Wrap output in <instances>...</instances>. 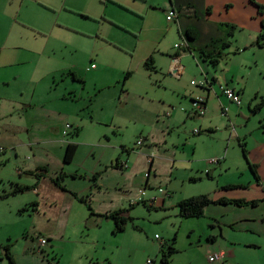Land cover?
Returning a JSON list of instances; mask_svg holds the SVG:
<instances>
[{"label": "rangeland", "instance_id": "rangeland-1", "mask_svg": "<svg viewBox=\"0 0 264 264\" xmlns=\"http://www.w3.org/2000/svg\"><path fill=\"white\" fill-rule=\"evenodd\" d=\"M148 3L146 16H137L117 0H0V12L15 15L18 33L0 34V264H10L6 249L13 264H161L163 257L168 264H210L208 254L221 250L231 253L225 264H264L261 207L210 208L201 219H181L170 209L172 201L166 210L143 202L129 210L126 203L133 220L119 234H113L112 222L90 216L102 203L101 197L94 199L99 177L102 189L118 185L119 196L143 189L134 185L126 191L124 179L105 169L112 159H125L122 148L138 153L136 143L163 100L181 109L185 124L177 131L176 180L171 189L150 184L143 199L160 197V189L166 199L182 194L185 200L212 196L226 184L246 188L256 181L250 164L264 186V107L251 112L264 100V38L258 47L262 30L256 14L255 20L246 15L248 7L254 11L249 0L228 1L233 9L227 24L235 31L217 63L186 51L179 78L142 69L147 47L149 56L184 46L174 24L165 21L168 0ZM91 66L96 70L89 71ZM126 73L131 78L124 83ZM226 84L241 92L240 107L222 94ZM175 85L182 98H175ZM191 97L206 102L202 118L182 112L190 110ZM194 130L200 134L192 135ZM62 139L77 146L70 168L79 176L63 179L65 191L52 183L59 176L53 173L54 153ZM190 170L200 184L189 183ZM36 185L40 194L33 191ZM73 195L89 199L91 212ZM243 215L255 219L242 222Z\"/></svg>", "mask_w": 264, "mask_h": 264}, {"label": "crops", "instance_id": "crops-1", "mask_svg": "<svg viewBox=\"0 0 264 264\" xmlns=\"http://www.w3.org/2000/svg\"><path fill=\"white\" fill-rule=\"evenodd\" d=\"M24 1V0H22ZM229 0H168L169 4V10L164 11L167 13V15L170 12H175V17L171 22H168L165 17V21L167 24H174V30L176 34L178 35V40H183L184 46H177L174 45L173 49H176L175 52H165V50H158V52H151L149 56H147V52L149 47H147L144 55L145 58L142 60V69L144 72L153 73L157 75L158 73L161 75L167 73V71L170 70L171 62H174L173 69L176 71V78H179L182 73L184 72V67L182 66V61L184 59V54L187 51L188 54H194V52L210 55L213 52H217L221 49V46L224 43H227L229 40L228 33L229 28L233 27L235 31V26L229 25L227 23H231L229 20V17L231 16V11L233 7L228 4ZM117 3L119 5H124L125 9H128L132 15H144L146 16V11L150 4L148 3V0H117ZM249 3L252 5L254 11L251 14V11L246 9L247 17H249L251 20H255L256 17L260 20V27L261 23L264 21V13L262 10V7L264 5V0H249ZM24 3L22 2L21 6ZM128 5V6H127ZM166 7V6H165ZM162 8V9H165ZM148 12V11H147ZM19 13V12H17ZM257 15L254 18V15ZM17 15V14H16ZM5 16L9 19H3L0 21V34L5 35L3 37H7L8 35L18 34L16 30H13L15 27V15L14 14H3L0 12V20L1 17ZM9 24L8 31L5 30V26ZM190 32V38L188 39L186 33ZM182 45V44H181ZM177 47V48H176ZM179 50L183 53L180 54ZM152 57L153 59V70L147 71L144 68L145 61ZM162 58V59H158ZM165 59L166 63L163 64L162 60ZM161 60V62H160ZM92 67V66H91ZM90 67V68H91ZM96 70V67L94 69H89V71ZM127 74V73H126ZM125 74V75H126ZM130 76L127 80L131 78V73H129ZM125 77V76H124ZM126 80V81H127ZM124 81V83L126 82ZM215 81V80H214ZM213 81V82H214ZM153 80H150V84H153ZM196 86V85H195ZM221 90L223 89L220 87ZM224 88H230L233 89L240 97L241 99V92L239 90H236L234 87L225 85ZM204 90H207L208 95L210 94L212 87L211 84L206 85L203 87ZM123 93V91H122ZM185 95V94H184ZM217 95V94H216ZM182 94L177 90V87L175 85V98L181 97ZM182 98V97H181ZM190 100V110H182V112L185 114L186 118H200L196 115L195 111L192 108L193 101L197 100V98H189ZM218 99V96H217ZM163 100V99H162ZM161 102V112H159L156 117L153 116L152 123L147 128V131L145 132V137L140 136L139 140H143V145L139 148V151L137 154L131 155L130 152L127 149H123L122 151L126 154L125 159H121L119 156L116 159H112L110 164L106 167L105 171L108 172V174H111L112 176L116 177H122L124 179V182L127 184L125 187L128 191L130 190V186L135 188V186L141 187L143 186V191L145 195L146 188L148 189L150 184H161L163 187L171 189L172 188V178H174V174H176V151L178 150V143L179 141V134H177V131H180V126L184 127L185 124L180 123L181 119V109L178 108L173 109L171 106L170 101ZM206 107V102H205ZM185 111V112H184ZM162 113V114H160ZM202 118V117H201ZM263 128V127H262ZM200 134V131L197 135ZM192 135L193 131H192ZM175 138V145L173 146L172 140ZM138 140V141H139ZM62 141V142H61ZM137 141V142H138ZM63 143V144H62ZM70 142H67L65 139H62L59 141V151L55 152L54 155H56L55 159V168L53 170L54 174L61 175L64 174L67 176V178H71L72 180L78 179V175L76 172L71 170L70 165L63 164V156L66 149L67 144ZM196 144H194L195 146ZM92 147V146H90ZM97 147H103L101 146V143H97ZM261 149L264 153V141L263 144H261ZM76 157V156H75ZM264 158V157H263ZM102 160V159H101ZM118 161L119 168H121V165L124 162H126L127 169H116L114 168L115 163ZM263 163V159L261 161ZM216 165H219V161L217 160ZM251 166H254L250 164ZM40 165H37L38 169ZM256 167V166H255ZM257 168H261V166H257ZM67 169V171H66ZM250 170V169H249ZM32 170H29V173ZM251 172V170H250ZM258 172V171H257ZM205 178L207 181L211 178L209 173H205ZM252 174V173H251ZM148 175V177H147ZM256 175V181H254L253 184H248L246 188L242 186L241 184H234L235 189L232 190H222V188L218 189L217 191L210 194H206L212 201H217L220 199H227V200H243L246 202H252V201H260V203L256 207H246L251 208L252 210H256L257 208L261 207L264 208V186L261 182V176L259 173H255ZM76 176V178H72ZM253 176V174H252ZM146 177V178H145ZM253 178H255L253 176ZM100 177L98 178V180ZM188 179H190L189 183L191 185L200 184L201 178L196 175V171L190 170L188 174ZM66 180V179H65ZM96 182V185L98 186L96 190L97 193L94 196V199L97 197L102 198V203L100 204L99 208L92 211V213L95 216L92 217H98L103 222H106L107 224L111 222L110 220H106L102 218V216H108L114 212L124 210L125 204L128 203L129 210L134 209L135 206L138 205L139 202H143L145 204H150L153 206V208H162L163 210L169 209L166 208L168 206L167 203L172 201L173 211H177L176 205L184 200V196L182 194H179L175 200H172V198H165V191L162 195L147 197L143 199L140 195H138V191L132 193L129 192L127 195L119 196L118 185L114 186H105V189H102V177ZM183 183V182H182ZM229 184H226V187H228ZM39 185H36V188L33 190L36 194H40ZM113 187L114 191H110V189ZM116 187V188H115ZM263 187V188H262ZM245 190H253V193L244 194V193H238V192H245ZM168 193V192H167ZM204 192H201L200 194H203ZM211 196V197H210ZM144 197V196H143ZM186 200V199H185ZM79 203L77 200L75 201ZM90 202V200H88ZM135 203V204H134ZM81 204V203H79ZM83 205V204H81ZM85 206V205H83ZM90 206V204H89ZM210 208H219L217 210H223L225 208H236L233 206H210L205 209L204 214L208 211L210 212ZM240 209V208H236ZM230 210V209H229ZM178 212V211H177ZM215 213V211H214ZM210 215H214L213 213H210ZM128 217H130V211H128L127 214ZM131 218V217H130ZM132 219V218H131ZM211 219L213 221H216L215 216H212ZM255 217H249L246 215H243L242 222H249L251 220H254ZM133 220V219H132ZM260 220L262 223H264V214H262ZM231 225L237 224L236 220H231ZM108 226V225H107ZM114 226V225H113ZM231 227V226H230ZM222 254L224 256L222 263L225 264L227 257L231 255V253H227L225 251H219V252H213L211 254H208V256L214 255V254ZM207 256V257H208Z\"/></svg>", "mask_w": 264, "mask_h": 264}, {"label": "trees", "instance_id": "trees-1", "mask_svg": "<svg viewBox=\"0 0 264 264\" xmlns=\"http://www.w3.org/2000/svg\"><path fill=\"white\" fill-rule=\"evenodd\" d=\"M261 30H262V34L258 37L257 42H256V45L258 47H262V45H263L264 21L261 23ZM233 31H234L233 27H230L228 37L233 35ZM190 34H191L190 32L186 33L188 39H192V38H190ZM227 47H228V43H224L221 46L220 50L226 49ZM220 50H218L217 52H213L210 55H206V54L202 53L201 56L204 59V61L209 60L213 65H215L217 63L216 59L219 58L221 55ZM144 68L147 71L153 70V60L151 57H149L145 61ZM129 76H130V74L127 73L124 77V81H126L129 78ZM262 107H264V100H262L260 104L256 105L254 107V109H252L251 112L253 114H255ZM78 132L79 131L76 132V136L78 135ZM198 133H199V131H198ZM195 135H197V134H195ZM241 149H242L243 156L245 157L246 153L243 150L244 149L243 146H241ZM76 152H77V146L75 144H72V143L67 144L65 152H64V156H63V164L70 165L73 162V159L76 155ZM114 168L121 169V168H119L118 161L115 163ZM39 169L40 168H38L36 170L40 171ZM249 169L251 170V173L253 174L255 179H257L256 175H255V167L249 165ZM44 172L46 173V171H44ZM29 175H33V173L30 172ZM40 177H44V176H40ZM66 177L67 176H65L64 174H61L58 177H56L55 180H52V183L57 188L65 191L60 183ZM96 177H97V175H95L92 179L94 182H95ZM147 177H148V175H147ZM36 178L38 179L39 175H37ZM72 178H76V176H74ZM78 178H79V176H78ZM235 188H236L235 186H228V187L222 188V190H232ZM18 190L23 191L24 189H18ZM73 197L79 203L85 205L87 207L88 211L91 212L89 202H88L89 199L77 198L76 195H73ZM259 203L260 202H258V201L246 202L243 200H227V199H220L217 201H212L208 196L202 195V196L186 199V200L179 202L176 205V209L178 211V217L181 219H201L204 216L205 209L210 207V206L216 205V206H233L236 208H246V207H256ZM143 204H145V203H143ZM151 204L152 203L149 204V207L153 208V206ZM127 214H128V211L120 210V211L114 212L108 216H102V218H104L106 220H110L113 223V225H114L113 234H119V233H122L124 231L126 224L128 222L132 221V219L127 216ZM90 216H95V215L90 213ZM5 257L8 258L10 264H13L12 258L10 257V254H9L7 249L5 250ZM161 264H168L165 260V257L162 258Z\"/></svg>", "mask_w": 264, "mask_h": 264}, {"label": "built area", "instance_id": "built-area-1", "mask_svg": "<svg viewBox=\"0 0 264 264\" xmlns=\"http://www.w3.org/2000/svg\"><path fill=\"white\" fill-rule=\"evenodd\" d=\"M175 17V12H170L167 17H166V20L168 22H171L173 20V18ZM177 48V47H176ZM95 67L92 66L90 69H94ZM192 85H194V83H192ZM222 94L227 98L228 101H230V103L236 105L237 107H240L241 105V99L239 97V95L233 90V89H230V88H224L222 89ZM192 108L193 110L195 111L196 115L198 117H203L205 115V101L202 100V99H197L195 101H193L192 103ZM68 128V127H67ZM193 134H198V131L197 130H194L193 131ZM143 145V140H139L137 143H136V146L137 147H140ZM217 163V160H211L209 162V164H216ZM121 169L123 170H126L127 169V165H126V162H123L122 165H121ZM158 193H163V191L160 189L158 191ZM138 195H140L141 197L144 196V191L143 190H140L138 191ZM135 204V203H134ZM40 245H45L46 242L44 240H41L39 242ZM224 256L222 254H214V255H211V256H208L207 257V260L210 264H221L222 263V260H223ZM149 264V262H148Z\"/></svg>", "mask_w": 264, "mask_h": 264}, {"label": "water", "instance_id": "water-1", "mask_svg": "<svg viewBox=\"0 0 264 264\" xmlns=\"http://www.w3.org/2000/svg\"><path fill=\"white\" fill-rule=\"evenodd\" d=\"M173 65H174V62H171V65H170L171 68L168 72H170L172 76L176 77V71L175 69H173Z\"/></svg>", "mask_w": 264, "mask_h": 264}]
</instances>
